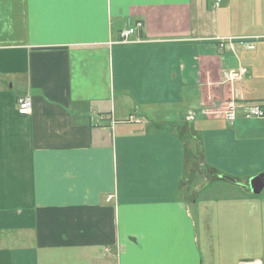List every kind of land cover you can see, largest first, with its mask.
Here are the masks:
<instances>
[{"label":"crops","instance_id":"crops-1","mask_svg":"<svg viewBox=\"0 0 264 264\" xmlns=\"http://www.w3.org/2000/svg\"><path fill=\"white\" fill-rule=\"evenodd\" d=\"M248 105L264 111V0H0V264H264ZM184 137L233 182L185 192Z\"/></svg>","mask_w":264,"mask_h":264},{"label":"trees","instance_id":"trees-1","mask_svg":"<svg viewBox=\"0 0 264 264\" xmlns=\"http://www.w3.org/2000/svg\"><path fill=\"white\" fill-rule=\"evenodd\" d=\"M182 141L186 146L185 153H184V160H183V168L185 171L184 174H187V179H186L185 183L188 180L189 181L191 180L193 183V181L196 178L202 179L204 182H206V181L207 182H212V181L214 182L216 180L224 181L223 179L218 178L219 176L217 174H214L212 172V170H210V169H208V171L211 172V174H209V176H206V173H208L207 168L205 169V177L202 178L201 176H199L200 174L198 173V171L199 170H200V172L202 171V168H201L202 167V165H201L202 152L200 151L199 145L195 142L194 139L189 140L186 137L182 138ZM197 165H200V167L197 168ZM190 195L187 194V196H184V200L187 204H189L191 202L190 199H192V196H190Z\"/></svg>","mask_w":264,"mask_h":264},{"label":"built area","instance_id":"built-area-1","mask_svg":"<svg viewBox=\"0 0 264 264\" xmlns=\"http://www.w3.org/2000/svg\"><path fill=\"white\" fill-rule=\"evenodd\" d=\"M138 27H140V24L137 25V28ZM132 33H133V29H129L126 32H122L120 34L121 42L125 40L128 34H132ZM217 41L219 43L220 48L228 47L229 50L231 51L234 50V43L231 39H217ZM240 44H244V42H240ZM252 48L253 47L251 45L247 47V49H252ZM231 74L234 75V73ZM231 74L230 76H232ZM30 109H31V99L29 97H24L18 100V113L20 115H28L30 113ZM235 110L236 108L234 105L229 107V113L227 116V121L229 124H231L235 119ZM243 111H244V116L246 118H264V111L256 105H249L247 107H244Z\"/></svg>","mask_w":264,"mask_h":264},{"label":"rangeland","instance_id":"rangeland-1","mask_svg":"<svg viewBox=\"0 0 264 264\" xmlns=\"http://www.w3.org/2000/svg\"><path fill=\"white\" fill-rule=\"evenodd\" d=\"M233 73H235V71H233ZM238 74H234V75H232L231 74V70L230 71H227L226 73H224L225 75V77L227 78V79H229L228 81L229 82H232L233 80H237V79H239L240 78V75H242L243 74V71H241V72H237ZM241 73V74H240ZM230 74L232 75V76H230ZM230 106V105H229ZM229 106H228V108L223 112V114H224V116L226 117V120H227V116H228V113H229ZM184 110V108L183 109H180V111H183ZM185 112H186V114H190V115H186L185 116V119H188L190 116H195V113L194 112H190L189 113V111L187 110V109H185ZM244 114V113H243ZM182 117V116H181ZM151 118V117H150ZM176 113H170L169 114V116L168 117H164V119H163V121L164 122H173V121H175L176 119ZM177 118H178V116H177ZM133 121V120H132ZM234 121H235V119H234ZM233 121V122H234ZM196 123V122H195ZM190 127H191V125H189ZM200 163V162H199ZM201 165H202V163H201ZM200 167V165H197V168H199ZM198 170V169H197ZM207 172L208 173H206V176H209V174H211V172H209L208 170H207ZM198 173L200 174L201 172H200V170L198 171ZM201 177H205V169L202 171V173H201V175H200ZM201 180V179H200ZM205 183H207V181L205 182ZM193 184V187L191 188V187H186V186H184L183 188H187L186 190H185V192H189L191 189H193L196 185H195V182H193L192 183ZM200 184H202V182L200 183ZM199 188H197V190H198ZM196 193V190H195V188H194V194ZM114 195H108L107 197H106V201L107 202H111L112 200H114ZM189 205V204H188ZM257 264V263H256Z\"/></svg>","mask_w":264,"mask_h":264},{"label":"water","instance_id":"water-1","mask_svg":"<svg viewBox=\"0 0 264 264\" xmlns=\"http://www.w3.org/2000/svg\"><path fill=\"white\" fill-rule=\"evenodd\" d=\"M222 179H225L227 181H231L233 182V180H230L226 177H221ZM249 189H250V192L253 194V195H258L260 194V192L262 191L263 189V186H264V183H263V178L262 176H257V177H254L253 179H251L249 181Z\"/></svg>","mask_w":264,"mask_h":264},{"label":"bare ground","instance_id":"bare-ground-1","mask_svg":"<svg viewBox=\"0 0 264 264\" xmlns=\"http://www.w3.org/2000/svg\"><path fill=\"white\" fill-rule=\"evenodd\" d=\"M137 33V32H136Z\"/></svg>","mask_w":264,"mask_h":264}]
</instances>
